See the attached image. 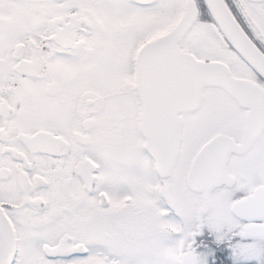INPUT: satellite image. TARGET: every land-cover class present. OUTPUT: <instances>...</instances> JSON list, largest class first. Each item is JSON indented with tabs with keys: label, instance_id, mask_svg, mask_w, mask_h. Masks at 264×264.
Here are the masks:
<instances>
[{
	"label": "snow or ice",
	"instance_id": "1",
	"mask_svg": "<svg viewBox=\"0 0 264 264\" xmlns=\"http://www.w3.org/2000/svg\"><path fill=\"white\" fill-rule=\"evenodd\" d=\"M0 264H264V0H0Z\"/></svg>",
	"mask_w": 264,
	"mask_h": 264
}]
</instances>
